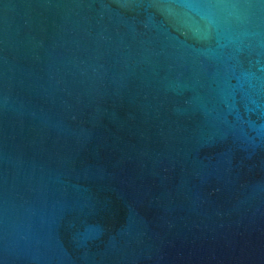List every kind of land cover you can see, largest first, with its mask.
<instances>
[{
    "label": "water",
    "instance_id": "obj_1",
    "mask_svg": "<svg viewBox=\"0 0 264 264\" xmlns=\"http://www.w3.org/2000/svg\"><path fill=\"white\" fill-rule=\"evenodd\" d=\"M0 264H264V0H0Z\"/></svg>",
    "mask_w": 264,
    "mask_h": 264
}]
</instances>
